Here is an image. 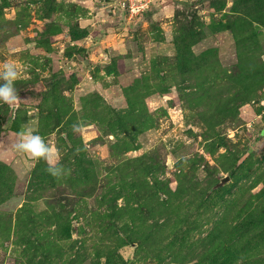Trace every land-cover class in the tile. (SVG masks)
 <instances>
[{"label":"rangeland","instance_id":"374dc122","mask_svg":"<svg viewBox=\"0 0 264 264\" xmlns=\"http://www.w3.org/2000/svg\"><path fill=\"white\" fill-rule=\"evenodd\" d=\"M140 17L0 0L21 93L0 103V264H264V0ZM26 128L70 175L15 149Z\"/></svg>","mask_w":264,"mask_h":264},{"label":"clouds","instance_id":"9594fccd","mask_svg":"<svg viewBox=\"0 0 264 264\" xmlns=\"http://www.w3.org/2000/svg\"><path fill=\"white\" fill-rule=\"evenodd\" d=\"M18 79V71L14 64L4 63L0 66V103L8 105L15 109L21 99L15 87ZM74 124L73 130L78 127ZM17 141L14 145L18 152L28 154L33 159L39 161L44 160L48 167L45 171L56 179L67 177L71 174L72 169L66 168L61 163V155L59 149L47 143L43 136L32 128H26L17 133Z\"/></svg>","mask_w":264,"mask_h":264},{"label":"water","instance_id":"95a60500","mask_svg":"<svg viewBox=\"0 0 264 264\" xmlns=\"http://www.w3.org/2000/svg\"><path fill=\"white\" fill-rule=\"evenodd\" d=\"M210 0H161L155 4H153L152 7L148 8L147 10H145L143 12V14L140 17V21L143 22L144 20H146L148 17H150L153 13H156L164 8L167 7H179L182 8L188 12H192L195 9H197L198 7L206 4L207 2H209ZM44 89V85L43 84H36V85H27L23 88V92H40ZM264 133V131L262 132ZM230 177L229 175H224L222 176L219 181L210 188V191H212L213 189L221 186L222 184H224L225 182L229 181Z\"/></svg>","mask_w":264,"mask_h":264},{"label":"built area","instance_id":"2783aa9c","mask_svg":"<svg viewBox=\"0 0 264 264\" xmlns=\"http://www.w3.org/2000/svg\"><path fill=\"white\" fill-rule=\"evenodd\" d=\"M109 5L113 6V10H117L119 15L123 17L125 22H135L147 10L152 0H106Z\"/></svg>","mask_w":264,"mask_h":264},{"label":"trees","instance_id":"16d2710c","mask_svg":"<svg viewBox=\"0 0 264 264\" xmlns=\"http://www.w3.org/2000/svg\"><path fill=\"white\" fill-rule=\"evenodd\" d=\"M20 94L21 93H18V95H19V97H20ZM264 131V127L262 128V130H261V134H262V132ZM218 188V187H217ZM216 189V188H215ZM214 190V189H213Z\"/></svg>","mask_w":264,"mask_h":264}]
</instances>
